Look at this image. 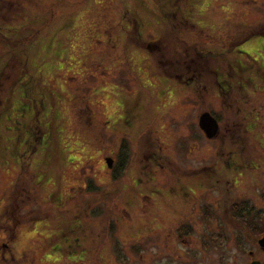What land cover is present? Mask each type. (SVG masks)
Instances as JSON below:
<instances>
[{"label":"rangeland","instance_id":"1","mask_svg":"<svg viewBox=\"0 0 264 264\" xmlns=\"http://www.w3.org/2000/svg\"><path fill=\"white\" fill-rule=\"evenodd\" d=\"M12 1L19 18L0 17V212L18 184L31 197L21 218L60 219L72 258L53 264H264V81L226 77L225 92L211 72H225L222 51L263 25L264 9L233 0ZM129 12L142 42L125 30ZM263 40L240 46V56ZM198 53L204 79L166 77L164 63ZM205 112L220 124L213 139L199 127Z\"/></svg>","mask_w":264,"mask_h":264},{"label":"flooded vegetation","instance_id":"2","mask_svg":"<svg viewBox=\"0 0 264 264\" xmlns=\"http://www.w3.org/2000/svg\"><path fill=\"white\" fill-rule=\"evenodd\" d=\"M228 1V0H227ZM261 1L263 0H233L228 2H233L235 6L241 7L242 4L246 5H252L251 7L256 10L264 9V2L263 5H261ZM248 5V6H249ZM251 10L247 13L248 15H253V10ZM16 9V3L12 0H0V17L5 16V13L12 14V18L15 17L19 18V15L15 14L16 16H13V11ZM224 9L226 10V21L229 22V14H230V5L229 3H226L224 6ZM6 10V11H5ZM179 10H174L173 12L178 13ZM172 12V13H173ZM171 13V14H172ZM176 13V14H177ZM181 14V11H179ZM174 14V13H173ZM174 14V15H176ZM128 21L127 25L125 26V30L127 29L132 30L135 29L136 31L141 30V25L138 20L135 19V21L132 18L131 12L127 14ZM130 17V19H129ZM186 18V17H185ZM188 21V20H186ZM260 21V20H258ZM139 23V25L137 24ZM228 24V23H227ZM250 23H242L238 22L237 25L234 27L241 30V28H247V30L242 31L243 33L249 32V26ZM159 27V26H158ZM228 27V26H227ZM15 29L7 28L11 32H17L20 30V28L14 27ZM6 29V27L1 23L0 30ZM131 32V31H130ZM256 38H264V24L261 26H257L255 29H253L251 32H249L247 35L242 37L240 41L233 44V48L222 51V58H223V65L225 67V72L222 73L221 71H212V74H214L215 80L217 81L218 85L222 88L221 91H225L223 88L226 86L225 84H229V82H224L223 78H228L230 80L233 78V80H249V81H255V78H258L260 81H264V42L258 43L260 45V49L257 46V48H253L252 52L249 51L248 53H244L241 55L242 57L246 55L249 57L248 63L246 61L241 59V56L238 51V48L242 46L243 44L250 42L253 39ZM264 41V40H263ZM148 47H151L150 45ZM196 50V48H194ZM256 50V51H254ZM195 52V51H194ZM234 52H237L239 55L238 59H236L233 63L229 59V56L233 54ZM242 54V53H241ZM197 56H199V61H196L192 59V61L186 60V62H183L182 65H174L173 62H166L164 63L163 71L165 70L166 77L173 78V80L176 81H196V80H202L206 76L203 72L205 71V65L202 63H199L202 60H206V56H202L201 53H198ZM229 63V64H228ZM255 69L258 72H262V76L260 74H251L247 76L249 78L245 77L244 72L245 70ZM184 71V73H182ZM20 78V77H19ZM17 78V79H19ZM242 78V79H241ZM16 79V80H17ZM239 81V82H240ZM228 87V86H227ZM220 125V124H219ZM42 129L41 127H39ZM220 128V127H219ZM44 131V129H43ZM41 132V136L38 137L35 135L36 138H34V141L36 143L40 142L39 145L43 147L45 145V141H42V136H44V132ZM113 163L111 164L112 169ZM116 178V177H115ZM41 181L37 182L40 183ZM36 183V184H37ZM232 183L235 185L236 182L228 181V184ZM14 194H17L14 197L13 202L8 204L7 207L3 211L0 212V264H53L55 262H58L60 259L65 258L66 260H69L70 254H69V243H70V237L69 235L62 233V230H59V227H56L60 224L61 220L57 219L58 224L53 225V220L51 219L48 214L43 217H37L34 212L29 213V216L27 218H21L20 217V211L24 209L25 205L31 204V197L28 196L27 198L22 197V195L26 196L22 189L18 184L15 186ZM58 192V191H57ZM25 198V199H24ZM63 197L58 195V198H56L55 203L61 204ZM2 201L0 202V208L2 206ZM38 242V243H37ZM252 254V253H251ZM81 256V255H80ZM40 258V259H39ZM72 258V257H70ZM255 261L251 262V264ZM85 264V263H83Z\"/></svg>","mask_w":264,"mask_h":264},{"label":"water","instance_id":"3","mask_svg":"<svg viewBox=\"0 0 264 264\" xmlns=\"http://www.w3.org/2000/svg\"><path fill=\"white\" fill-rule=\"evenodd\" d=\"M199 127L204 132L208 139H213L219 132V125L217 121L208 112L203 113L199 119ZM109 167H111V162H108ZM259 245L264 249V238L259 241ZM252 264H261L256 261Z\"/></svg>","mask_w":264,"mask_h":264},{"label":"trees","instance_id":"4","mask_svg":"<svg viewBox=\"0 0 264 264\" xmlns=\"http://www.w3.org/2000/svg\"><path fill=\"white\" fill-rule=\"evenodd\" d=\"M134 21H135V19H134ZM138 25H139V23H137ZM137 33H138V36L139 37H137V39L139 40V41H141L142 42V38H143V36H142V33L140 32V31H137ZM150 45V44H149ZM13 57L16 59L17 57L15 56V55H13ZM17 60V59H16ZM18 61V60H17ZM20 64H22L21 62H20ZM22 67L24 68V73H23V75H28V69H27V65L26 64H24V65H22ZM2 70V69H1ZM1 70H0V73H1ZM3 73H4V69H3V71H2ZM2 78V76H0V79ZM20 79V78H19ZM19 79H17V84L19 83ZM229 84H231L230 82H229ZM227 87V86H226ZM230 87V86H229ZM224 90H227L225 87L223 88ZM221 90H222V88H221ZM48 118V116L45 118V119H47ZM46 121V120H45ZM37 136L38 137H40L41 136V132L39 133V134H37ZM34 138H36V137H34ZM47 149V148H46Z\"/></svg>","mask_w":264,"mask_h":264}]
</instances>
